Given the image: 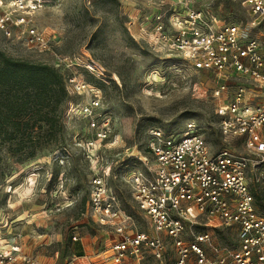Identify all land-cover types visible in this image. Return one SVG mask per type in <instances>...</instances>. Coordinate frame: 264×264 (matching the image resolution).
Wrapping results in <instances>:
<instances>
[{"label":"rangeland","instance_id":"1","mask_svg":"<svg viewBox=\"0 0 264 264\" xmlns=\"http://www.w3.org/2000/svg\"><path fill=\"white\" fill-rule=\"evenodd\" d=\"M32 1L36 0H27L29 5ZM36 2L38 7L31 11L11 12L0 0V23L9 16L26 19L21 27L11 19L5 21L10 35L0 26V51L59 68L69 100L59 119L62 129L53 138L43 136L39 124L30 140H21L20 134L8 138L0 133L1 221H14L10 230L4 231L17 241L18 250L47 264H111L106 250L113 233L85 216L93 167L104 170L123 209L134 216L139 229L147 230L124 174L130 169L147 170L148 164L138 155L146 152L150 128L182 133L192 124L212 151L223 146L236 152L245 150L236 138H225L220 132L214 90L221 78L214 71L195 69L180 50L169 48L166 39L157 41L154 33L158 25L163 23L166 32H174L176 15H185L188 8L206 9L219 12L223 21L237 23L247 33L249 13L243 0ZM30 25L45 33L56 53L69 58V67H58L53 53L27 42L26 26ZM260 30L254 28L253 32L256 35ZM85 65L97 69L96 73ZM73 76L86 81L88 89L81 93L69 90ZM229 81V91L236 86L233 82H241L236 78ZM92 101L98 102L95 112L108 120L110 133L104 140L96 138L88 128L89 117L80 111V105ZM92 145H100L102 163L87 159L96 154ZM249 183L256 205L264 213V164L250 173ZM75 232L83 243L73 241ZM224 235L222 240L218 238L226 244L230 241ZM165 253L163 261L147 257L141 263L124 264H176L175 249L169 243Z\"/></svg>","mask_w":264,"mask_h":264},{"label":"built area","instance_id":"2","mask_svg":"<svg viewBox=\"0 0 264 264\" xmlns=\"http://www.w3.org/2000/svg\"><path fill=\"white\" fill-rule=\"evenodd\" d=\"M36 1L29 5L27 0H4L11 12L36 9ZM243 3L249 13L247 33L241 25L223 21L219 12L188 8L185 15L174 17V32H166L160 23L154 35L157 41L166 39L171 50H180L195 69L214 71L221 78L214 90L220 132L240 141L244 152L228 146L212 151L192 124L182 133L150 128L146 152L138 155L148 164L147 170L130 169L124 174L147 230L139 229L134 216L123 209L104 170L93 167L85 216L113 233L106 250L111 264L141 263L147 257L163 261L168 243L175 249L176 264H264V213L256 205L249 183L250 173L264 164V0ZM8 19L20 27L26 20L9 16L5 21ZM5 21L0 26L10 35ZM254 28L261 30L255 35ZM26 33L29 44L54 54L58 67H69V58L53 50L43 31L30 25ZM85 67L96 73L91 65ZM230 78L241 80L232 83L236 85L233 91L228 89ZM70 82L72 92L88 89L87 82L78 77ZM94 106L97 101L80 105V111L89 117L88 128L96 138L104 140L110 133L108 120ZM92 147L96 154L87 159L102 163L100 145ZM229 229L232 233L224 235ZM223 235L230 242H221ZM72 239L81 237L75 232ZM0 264L44 263L18 250L0 227Z\"/></svg>","mask_w":264,"mask_h":264},{"label":"trees","instance_id":"3","mask_svg":"<svg viewBox=\"0 0 264 264\" xmlns=\"http://www.w3.org/2000/svg\"><path fill=\"white\" fill-rule=\"evenodd\" d=\"M68 100L65 77L59 68L0 51V133L4 137L20 134L21 140H30L34 126L39 124V131L44 129L42 135L53 138L62 129L59 119Z\"/></svg>","mask_w":264,"mask_h":264},{"label":"crops","instance_id":"4","mask_svg":"<svg viewBox=\"0 0 264 264\" xmlns=\"http://www.w3.org/2000/svg\"><path fill=\"white\" fill-rule=\"evenodd\" d=\"M0 217H2V216H0ZM3 218V217H2ZM13 222L14 221H11V223L10 222H8L7 224H6V222H5V224H2V225H0L1 226V230L3 231V234H4V236L5 237H7L8 238V240L13 244V245H15V246H17V241L15 240V239H13L10 235H8V234H6L5 233V229H8V230H10V226L13 224ZM3 223V222H2ZM9 227V228H8ZM82 238V237H81ZM16 241V242H15ZM77 242V241H76ZM78 242H81V243H83V241H81V239L80 240H78ZM86 248V247H85ZM98 249V248H97ZM23 252V251H22ZM23 253H26V252H23ZM26 254H28V253H26ZM76 259V257L74 258V260ZM40 260V259H39ZM40 261H42V260H40ZM44 264H47V263H45L44 261H42Z\"/></svg>","mask_w":264,"mask_h":264}]
</instances>
